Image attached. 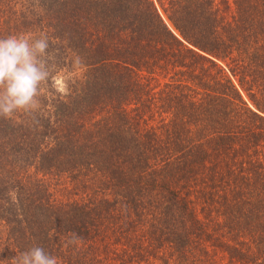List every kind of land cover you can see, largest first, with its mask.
Here are the masks:
<instances>
[{"label":"trees","instance_id":"obj_1","mask_svg":"<svg viewBox=\"0 0 264 264\" xmlns=\"http://www.w3.org/2000/svg\"><path fill=\"white\" fill-rule=\"evenodd\" d=\"M42 32L83 68L0 118V264H264V0H0Z\"/></svg>","mask_w":264,"mask_h":264},{"label":"clouds","instance_id":"obj_2","mask_svg":"<svg viewBox=\"0 0 264 264\" xmlns=\"http://www.w3.org/2000/svg\"><path fill=\"white\" fill-rule=\"evenodd\" d=\"M59 59V49L46 33L35 37L26 34L0 37V118L11 119L23 113L35 119L42 112V98L46 95L49 100L52 98L46 88L66 92L70 73L82 69L83 60L73 54L69 57V71H62ZM13 264H58V261L44 248L33 246L15 257Z\"/></svg>","mask_w":264,"mask_h":264}]
</instances>
